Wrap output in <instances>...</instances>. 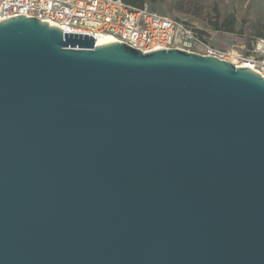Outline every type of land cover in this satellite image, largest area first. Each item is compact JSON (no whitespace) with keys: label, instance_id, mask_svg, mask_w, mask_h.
Instances as JSON below:
<instances>
[{"label":"water","instance_id":"water-1","mask_svg":"<svg viewBox=\"0 0 264 264\" xmlns=\"http://www.w3.org/2000/svg\"><path fill=\"white\" fill-rule=\"evenodd\" d=\"M0 264H264L261 72L0 21Z\"/></svg>","mask_w":264,"mask_h":264},{"label":"built area","instance_id":"built-area-1","mask_svg":"<svg viewBox=\"0 0 264 264\" xmlns=\"http://www.w3.org/2000/svg\"><path fill=\"white\" fill-rule=\"evenodd\" d=\"M17 16L48 21L67 33L90 34L141 49L177 48L213 55L237 66L259 70L264 77V36L254 39L246 55L212 44L202 29L161 15L149 4L136 7L124 0H0V21Z\"/></svg>","mask_w":264,"mask_h":264},{"label":"trees","instance_id":"trees-1","mask_svg":"<svg viewBox=\"0 0 264 264\" xmlns=\"http://www.w3.org/2000/svg\"><path fill=\"white\" fill-rule=\"evenodd\" d=\"M124 1L136 7L149 4L157 12L164 7L163 0ZM177 1L168 2L169 11H174ZM212 3L217 11L215 18L217 30L229 32L242 30L246 36L248 48L251 47L252 37L264 36V0H212Z\"/></svg>","mask_w":264,"mask_h":264},{"label":"rangeland","instance_id":"rangeland-1","mask_svg":"<svg viewBox=\"0 0 264 264\" xmlns=\"http://www.w3.org/2000/svg\"><path fill=\"white\" fill-rule=\"evenodd\" d=\"M170 1L172 0H163L164 7L158 11L161 15L183 19L202 29L208 35L212 44L220 48L235 51L242 55L248 53L251 47H247L246 36L242 30L229 32L216 29L217 11L212 0H178L173 12L168 10V2ZM254 39L252 37L251 45Z\"/></svg>","mask_w":264,"mask_h":264},{"label":"bare ground","instance_id":"bare-ground-1","mask_svg":"<svg viewBox=\"0 0 264 264\" xmlns=\"http://www.w3.org/2000/svg\"><path fill=\"white\" fill-rule=\"evenodd\" d=\"M52 25H54V24H52ZM112 41H114V40H112V39L109 38V37H99V38L97 39V45H99V44H103V43H107V42H112Z\"/></svg>","mask_w":264,"mask_h":264}]
</instances>
